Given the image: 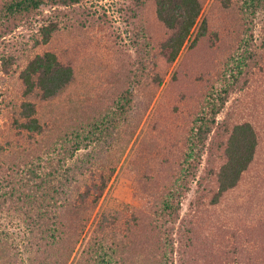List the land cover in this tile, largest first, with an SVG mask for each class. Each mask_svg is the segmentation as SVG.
<instances>
[{
  "label": "trees",
  "instance_id": "16d2710c",
  "mask_svg": "<svg viewBox=\"0 0 264 264\" xmlns=\"http://www.w3.org/2000/svg\"><path fill=\"white\" fill-rule=\"evenodd\" d=\"M82 1L0 0V37L33 20L38 24L34 47L50 45L61 32L66 36L77 28L88 40L96 26L107 24V16H96L80 6ZM44 9L49 15L43 16ZM124 13L126 24L132 26L134 56H118L120 67L102 70L106 95L112 99L106 107L112 120H118L115 129L129 136L146 119L145 130L158 139L157 147L150 148L151 157L163 179H172L175 192L164 188L166 193L156 194L153 225L146 219L151 215H139L141 209L131 212L114 231L118 242L112 240V232L95 236L92 243L85 241L87 251L76 264H242L236 259L241 238L260 243L258 254L264 262V184L251 179L255 169L264 173V163L257 164L264 152V0H130ZM55 51L27 57L19 74L25 94L35 92L49 100L77 79L75 63L67 64ZM88 57H94L91 50ZM23 108L31 109L29 104ZM21 127L33 133L38 126L30 119ZM42 167L30 161L23 168L15 166L0 181V211L7 206L22 212L24 249L29 254L19 262L11 251L13 244L0 238V264H67L75 249L74 242L67 243L55 259L48 249L65 240L58 234L70 228L65 223L47 224L39 213L24 211L38 207L39 191L55 178L53 172L42 174ZM192 183L199 188L191 202L202 210L199 213L224 201L233 205L218 213L211 238L203 237L202 226H190L191 219L181 220L173 236L170 224H177L181 195ZM94 188L68 201L91 207L104 186ZM115 216L116 212L113 221ZM61 233L68 239L67 232Z\"/></svg>",
  "mask_w": 264,
  "mask_h": 264
},
{
  "label": "rangeland",
  "instance_id": "374dc122",
  "mask_svg": "<svg viewBox=\"0 0 264 264\" xmlns=\"http://www.w3.org/2000/svg\"><path fill=\"white\" fill-rule=\"evenodd\" d=\"M129 4L130 0L82 1L80 6L96 12V16L102 13L107 16V24L96 26L88 40L77 28L76 31L65 33L66 36H61L64 33L61 32L50 45L34 47L33 37L38 24L34 25L33 20L0 37V181L9 176L15 166L23 168L30 161L43 166L42 174L53 172L55 178L50 180L49 186H44L39 191L42 196L37 200L40 204L35 205L38 207L24 211L39 213L47 224L54 222L63 226L65 223L70 228L69 231H61L67 232L68 239L60 232L58 236L65 240H60L57 245L48 249L55 259H59L67 243L74 242L76 246L67 264H76L81 253L87 251L85 241L92 243L95 236L98 239L112 232V240L118 242L119 238L114 231L131 212L141 209L138 211L139 215L142 212L151 215L146 219L152 220L150 225H153L155 217L152 213L158 200L156 194L160 191L172 194L175 192L172 179H163L159 164L151 157L150 148H155L154 144L158 139L148 129L145 130L146 119L133 136H129L124 131L115 129L114 124L118 120H112L106 107V104L112 103V99L109 100L106 95L102 70L106 73L120 67L118 56H134L130 44L132 26L126 24L127 13H124ZM209 4L210 2L205 9H208ZM49 12L50 10L44 9L43 16L49 15ZM260 19L261 16L258 23ZM259 27L255 29L256 36ZM88 41L92 45H88ZM110 46L113 49L111 52L107 49ZM50 49L60 52L57 53L63 56L67 64L75 63L77 79L61 94L49 100L42 99L35 92L25 94L19 74L25 67L27 57ZM89 50L94 55L91 61L88 57ZM166 80L169 81L168 77ZM161 92L162 90L159 91ZM24 104H29L31 109L23 108ZM28 114L30 117L26 118ZM30 119L35 120L38 126L33 133L26 132L21 127ZM119 121L123 122L122 119ZM260 162L264 163L263 150L257 164ZM203 167L204 163L201 165ZM255 170L251 172H254L251 179H261L260 182L264 184V173ZM100 184L104 189L93 206L68 201L71 196L83 194L87 189L94 192V186ZM197 190L199 188L196 183H192L189 191L181 195L177 224H170L175 230V238L180 221L190 219L193 220L190 226H202L200 230L203 237L207 235L211 238V234H214L211 226L218 223V213L233 209V205H229L231 203L224 201L218 208H203L205 211L199 213L202 210L197 211L191 203L196 198ZM240 200L243 202L245 195ZM6 207L4 206L3 212L0 211V238L4 237L13 244L11 251L17 254L20 262L29 255L24 249L26 235L23 215L22 212L11 211ZM114 212L115 221L111 219ZM52 216L58 217L53 220ZM57 229L59 231L62 228ZM258 245L261 247L255 239L241 238L236 259L242 260V264H264L262 256L258 254Z\"/></svg>",
  "mask_w": 264,
  "mask_h": 264
}]
</instances>
